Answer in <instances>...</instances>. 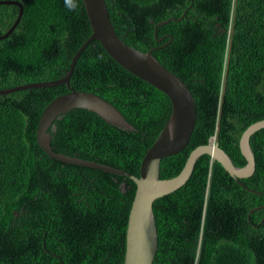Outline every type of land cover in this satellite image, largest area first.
Instances as JSON below:
<instances>
[{"label":"trees","instance_id":"1","mask_svg":"<svg viewBox=\"0 0 264 264\" xmlns=\"http://www.w3.org/2000/svg\"><path fill=\"white\" fill-rule=\"evenodd\" d=\"M0 1L22 6L16 28L0 40V90L63 77L91 35L82 1ZM104 1L119 39L143 53L157 48L152 56L194 99L189 143L161 160L159 178L179 174L189 153L214 136L243 167L240 136L264 119V0ZM18 10L0 5V35ZM164 21L157 38L167 37L156 42L154 25ZM69 86L110 103L133 130L74 109L49 128L53 151L138 177L170 115L168 98L116 64L97 41L79 56ZM66 93L61 85L0 96V264H123L133 181L62 164L37 144L44 108ZM249 143L255 171L240 182L264 194V128ZM262 206L264 195L244 190L201 156L185 185L153 203V264H264V208L249 213Z\"/></svg>","mask_w":264,"mask_h":264},{"label":"water","instance_id":"2","mask_svg":"<svg viewBox=\"0 0 264 264\" xmlns=\"http://www.w3.org/2000/svg\"><path fill=\"white\" fill-rule=\"evenodd\" d=\"M81 1L91 35L71 58L69 70L66 74L54 81L23 84L0 90V96L30 89L51 88L61 85L67 87L68 93L57 96L44 108L36 130L37 144L45 155L62 164L97 170L133 181L136 188L127 219L123 264H153L158 243L152 209L153 203L185 185L193 172L196 161L201 156L207 155L212 161L217 162L244 190L257 195H264L245 187L240 182V180L247 179L254 174L255 158L249 141L253 134L264 128V119L248 126L240 136L238 147L241 156L245 160L243 167H237L233 164L230 157L218 146L217 136H214L208 140L207 144L197 146L189 153L179 174L170 179H160L161 160L181 152L189 143L193 132L196 122V109L191 92L177 76L165 69L152 56V52L157 48H152L143 53L119 39L111 24L104 0ZM0 5H12L19 9L12 26L6 33L0 35V40H4L19 23L22 16V6L16 1H0ZM184 15L174 21H180ZM168 21L155 25L154 35L156 41L162 40V38L158 39L156 37L157 27L165 25ZM93 41H97L105 53L121 68L163 93L170 102V115L153 144L147 149L140 163L138 177L114 167L56 153L50 146L51 137L48 130L52 123L74 109L93 113L116 128L125 131L133 130V127L110 103L95 94L77 91L69 86V80L76 61ZM219 129L220 126L218 125L217 131ZM261 208H264V206L252 209L249 213ZM263 221L264 216L260 223Z\"/></svg>","mask_w":264,"mask_h":264},{"label":"flooded vegetation","instance_id":"3","mask_svg":"<svg viewBox=\"0 0 264 264\" xmlns=\"http://www.w3.org/2000/svg\"><path fill=\"white\" fill-rule=\"evenodd\" d=\"M158 24V23H157ZM157 24H155V25H157ZM155 25H154V28H155ZM154 28H153V34H154ZM158 28V27H157ZM156 37H157V30H156ZM166 37H167V35H164V36H162L161 38H162V40H164V39H166ZM154 38H155V35H154ZM161 38H158V39H161ZM161 40V41H162ZM161 41H156V42H161Z\"/></svg>","mask_w":264,"mask_h":264}]
</instances>
